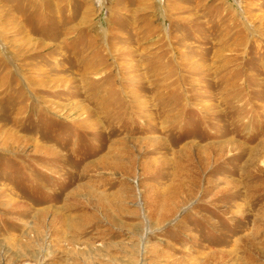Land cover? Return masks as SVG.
<instances>
[{
	"label": "rangeland",
	"instance_id": "obj_1",
	"mask_svg": "<svg viewBox=\"0 0 264 264\" xmlns=\"http://www.w3.org/2000/svg\"><path fill=\"white\" fill-rule=\"evenodd\" d=\"M0 264H264V0H0Z\"/></svg>",
	"mask_w": 264,
	"mask_h": 264
}]
</instances>
